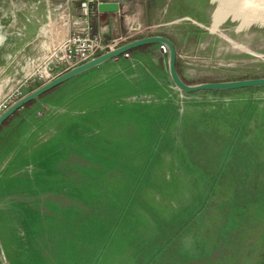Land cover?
I'll use <instances>...</instances> for the list:
<instances>
[{
  "label": "rangeland",
  "instance_id": "rangeland-1",
  "mask_svg": "<svg viewBox=\"0 0 264 264\" xmlns=\"http://www.w3.org/2000/svg\"><path fill=\"white\" fill-rule=\"evenodd\" d=\"M82 1L0 65V102L47 83L28 86L50 53L34 46L64 39ZM113 1L129 39L174 41L189 79L264 78V10L210 38L208 0ZM126 89L56 88L4 131L0 264H264V87L170 101Z\"/></svg>",
  "mask_w": 264,
  "mask_h": 264
},
{
  "label": "water",
  "instance_id": "water-1",
  "mask_svg": "<svg viewBox=\"0 0 264 264\" xmlns=\"http://www.w3.org/2000/svg\"><path fill=\"white\" fill-rule=\"evenodd\" d=\"M65 1L0 0V65ZM205 3L213 9L210 38L232 33L244 14L264 10V0H233L231 5L222 0H208ZM117 10V4L104 3L99 6L100 12ZM161 44L169 50L171 80L175 87L183 93L226 92L264 87V78L189 84L178 72V52L174 42L167 36L153 35L125 42L41 85L0 114V128L16 112L69 80L137 48Z\"/></svg>",
  "mask_w": 264,
  "mask_h": 264
},
{
  "label": "crops",
  "instance_id": "crops-1",
  "mask_svg": "<svg viewBox=\"0 0 264 264\" xmlns=\"http://www.w3.org/2000/svg\"><path fill=\"white\" fill-rule=\"evenodd\" d=\"M106 3L117 4L118 7L120 4L113 0H106ZM121 8L117 11L107 12H100L97 10L93 11L91 14V24L94 33L101 35L106 43H112L115 40H122L131 36L127 35L129 31V22L123 19L124 16L122 15L123 12ZM146 25L148 26L146 28H151V25ZM45 27L46 25L39 30L38 37L40 39L43 36L42 34L46 33ZM71 29L72 27L66 28L64 37L67 36ZM53 31H57V29ZM53 34H56L57 39L59 32H53ZM64 39L58 38V41L54 40L53 44H49V46H47L45 40H40L38 43L39 46L34 47L39 53H42V50L45 52V49L48 47L49 51H46L49 53L59 46ZM31 58L34 59L35 57L32 56ZM177 64L180 76L189 84L223 82L202 76L200 77L199 75L194 79H189L184 64L180 60H178ZM37 87L38 86H35V88ZM57 88H127L125 91L126 93L141 94L155 101H170L171 99L175 100L176 97H182V92L175 87L171 80L169 73V58L167 55L160 52L159 45H151L141 49L134 54H130V58L121 56L110 60L97 68L69 80ZM28 107L25 106L22 109L24 110ZM21 110L16 112L14 117L12 116L13 119L9 123L3 124L0 128V137L3 136L4 131L8 129Z\"/></svg>",
  "mask_w": 264,
  "mask_h": 264
},
{
  "label": "built area",
  "instance_id": "built-area-1",
  "mask_svg": "<svg viewBox=\"0 0 264 264\" xmlns=\"http://www.w3.org/2000/svg\"><path fill=\"white\" fill-rule=\"evenodd\" d=\"M99 1L100 0L82 1L81 11L83 21H75L73 23V28L69 31L63 42L49 53L45 62L39 65V69H35L32 72L31 78H37L29 82L28 86L40 81L49 82L68 70L80 66L81 64L109 51L110 49L131 40L129 39L131 36H129L128 38L122 40H115L112 43H106L101 35L94 33L93 26L91 24L90 10L93 5L97 4L98 6L100 4ZM102 3L105 2L102 1ZM148 30L149 29L146 28L144 31ZM159 50L164 55H168L169 53L168 48L163 44L159 45ZM124 56L130 57V54L126 53ZM20 90L21 88H19L17 92L22 94ZM19 96L20 95L15 94L7 95V97L0 102V113H3L15 102H17L19 100H17Z\"/></svg>",
  "mask_w": 264,
  "mask_h": 264
},
{
  "label": "trees",
  "instance_id": "trees-1",
  "mask_svg": "<svg viewBox=\"0 0 264 264\" xmlns=\"http://www.w3.org/2000/svg\"><path fill=\"white\" fill-rule=\"evenodd\" d=\"M105 3H106V1H105ZM93 11H97V4L96 5H93L92 6V10H91V14L93 13ZM172 40V39H171ZM129 41H132V40H129ZM129 41H127V42H129ZM173 41V40H172ZM174 42V41H173ZM149 46H151V45H149ZM149 46H144V47H140V48H137V49H135V50H132V51H130L129 52V54H134V53H136V52H138L139 50H141V49H144V48H147V47H149ZM153 46V45H152ZM122 56H124V55H122ZM121 57V56H120ZM178 65V64H177ZM178 67V66H177ZM188 83V82H187ZM55 90V89H54ZM53 91V90H52ZM51 91V92H52ZM51 92H49V93H51ZM229 91H224V92H211V93H221V94H225V93H228ZM49 93H47V94H49ZM202 93H210V92H202ZM47 94H45V95H47ZM43 97V96H42ZM40 99V98H39ZM33 103H35V101L34 102H31V103H29L26 107H28V106H30V105H32ZM16 115V114H15ZM14 115V116H15ZM13 116V117H14ZM13 117H11L10 119H8L6 122H5V124H7V123H9L12 119H13ZM4 124V125H5Z\"/></svg>",
  "mask_w": 264,
  "mask_h": 264
}]
</instances>
